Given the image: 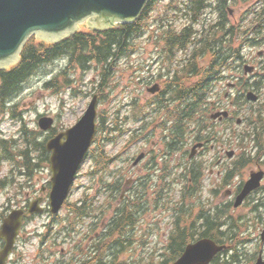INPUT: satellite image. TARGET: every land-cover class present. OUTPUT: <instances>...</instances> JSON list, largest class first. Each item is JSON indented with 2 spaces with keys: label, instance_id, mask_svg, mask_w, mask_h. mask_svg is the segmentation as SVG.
Here are the masks:
<instances>
[{
  "label": "rangeland",
  "instance_id": "obj_1",
  "mask_svg": "<svg viewBox=\"0 0 264 264\" xmlns=\"http://www.w3.org/2000/svg\"><path fill=\"white\" fill-rule=\"evenodd\" d=\"M167 1L164 0L160 3L159 7L163 8L167 4ZM257 1L254 0V7L258 5ZM246 5L247 3L240 1L237 7L234 8L235 13H238L237 15L239 17L244 15ZM160 8L155 13L150 14L147 19L148 23L153 24V20L158 18ZM239 17H236V19ZM149 37L150 35L138 37L135 40V52L129 57L123 58L116 66L117 71L113 80L108 84L103 94H101L102 99L98 107L100 116L98 125L102 123L101 126L104 130H101L103 132L102 135L99 132L101 148L103 150L104 147L103 153L108 154L110 158V166L105 169L106 171L104 173L107 180H110L109 176L111 172H115L116 175L123 174L124 180H136L141 177L143 187H146L144 192L150 200L144 207L145 212L142 215V218L146 219H142L139 222L140 228L136 232V245L132 247L134 248L132 252L122 257L121 260L132 262L137 259L140 260L144 256L148 261L153 260L155 263H160V261L165 259L166 255L168 256L169 250L166 246L170 232L173 229L174 218L172 215L184 218L185 220L189 209L193 210V216L200 214L203 199L205 198L206 200L209 198L210 190L218 188V184L221 182L219 179L221 174H219L217 169H213V172L207 170L205 179L202 181L203 193H198L194 198L190 200L186 199V201L181 203L184 196L183 189H185V182L182 183V180H187V176L183 177L182 175L183 163L186 161L185 157L182 158V154H173L170 160V168L176 171L165 182L161 179L163 172L159 170H154L152 173L145 171L144 167L147 166L149 158H146L139 168L133 169L131 159L135 156L137 157L142 152L148 153L150 151L155 152V157L156 152L160 153L157 150H162L164 145V141L161 138L162 131L158 127V123L161 121L159 119L154 121L148 115L150 111L153 114V104L150 106V109L147 108L148 110L144 107L150 103V99L152 98L147 94V87L149 86L147 82L152 76V71L154 73L158 72L157 75L161 73L162 75L160 76L164 79L167 74V71H164V69L167 67L177 68L183 58L182 55L178 54L172 56L171 61H168L162 69L160 63H156L157 59L154 60L150 56L155 51V48L152 47V43L149 45ZM258 51V49H248L246 53L251 52L252 56H256ZM64 67L65 65L61 61L41 67L37 74L23 85V90L16 97L15 101L4 105L3 109L0 108V136H3L5 140L15 138L21 145L23 135L20 133V130L23 124L13 118L12 111L14 110L16 114H22V118L29 128L28 130L35 133L41 131L38 126V121L41 117L54 118L55 128L58 132L66 131V129L73 127L79 121L85 113L88 104L91 102L93 95L97 93L95 86L99 81L100 68L93 67L88 72L79 68L68 69L66 77L70 82L66 86L64 83L66 77L63 75ZM140 67L144 69L138 75L141 77L140 80L145 81L141 85H138L134 82V75L136 74L135 71L139 70ZM57 76L60 77L58 78L60 84H58L57 90H50L49 87H46V83ZM143 76H146V79ZM262 91H264V88ZM13 106H16V108L11 109ZM144 111L147 114L146 118L149 125L143 130V140H139L138 137H132L129 131L142 126V123H138L136 120ZM115 121L119 123L120 127L126 133L117 132L110 134L108 129L113 127ZM152 123L158 125L153 127ZM41 133L43 134V139H45L47 134ZM106 138H108L107 141H105ZM246 144H248L250 154L254 156L256 152V149L255 151L252 149L254 143L248 141ZM238 153L241 155L242 151L239 150ZM205 155L206 165L214 163L216 152L210 151ZM92 166L93 163L89 160L82 168L74 187L73 196L68 205H71V203L76 204L78 203L76 201L88 195L90 198H97L98 201H96L95 205L99 208V211L109 208L107 215L111 216L117 206L114 204L109 207L108 200L111 199H109L108 195L110 193H104L98 196V189L100 187L96 185H100L101 182L100 178L94 181L90 175ZM251 168L247 166L240 172L244 180L250 178ZM149 175L151 177L146 182L145 178ZM51 178L52 174L49 165H44L42 171H38L33 178L29 179L28 177H21L18 162L12 161L4 165L2 164L0 168V180L5 181L6 188L0 190V228L4 216H7L12 210L21 209L23 206L27 207L31 201L36 200L40 196L42 188L50 184ZM163 180L165 179L163 178ZM164 187L166 188L163 191L165 200L161 201L159 206H157L155 204L156 196ZM225 191L226 189H222L220 192L222 194ZM48 194H45V198L48 197ZM213 198L216 199L215 197ZM209 200L211 199L209 198ZM220 200L221 196L219 200H213L210 205L213 207L224 202V200ZM68 205L64 207L59 216H56L59 218H54L50 212H47L42 216L32 217L28 220L25 227L26 231L24 230L26 234L24 236V244L20 245L18 249L19 255L15 258L16 261L14 264H33L35 262L47 264L57 262L53 259L50 260V255L45 254L41 245L44 240V237H41V235L47 232L45 227L48 229V226H54L55 224L57 230L63 231L66 234H68V230L73 231L72 235L64 236L60 244L57 245L58 249L52 250L55 253L61 251V256L65 254V261L70 259V254L74 252L73 249L85 233L91 236L87 238L88 244L84 243L83 245L85 247L89 246L90 239L96 235L95 229L94 232L91 229L88 230L87 227L90 223H83V227L78 228L79 230L77 229V231L75 229L73 230V228H67L66 226L68 224L64 219H66L70 211ZM46 206L48 207V204ZM241 215L245 221L243 226L245 245L242 249L244 255L242 263L240 264H254L258 258L253 262L252 256L255 255L253 253L255 251L254 242L262 233L259 231L262 220L260 218H252L253 215L249 208H244L235 218H239ZM100 231L101 229H98V232ZM49 244L52 245L51 243ZM43 256L48 257L49 260L44 262Z\"/></svg>",
  "mask_w": 264,
  "mask_h": 264
},
{
  "label": "trees",
  "instance_id": "obj_2",
  "mask_svg": "<svg viewBox=\"0 0 264 264\" xmlns=\"http://www.w3.org/2000/svg\"><path fill=\"white\" fill-rule=\"evenodd\" d=\"M220 1L223 5L222 19H224V6L227 3V0ZM203 2L204 1L198 0L191 3V8L195 14L202 9ZM148 11L149 10H146V13L141 18L139 23L120 26L104 33L79 32L64 42L56 45L31 42V44L25 48L22 54V61L17 67L8 71H0V104L6 103L8 99L14 98L17 94H19V91H21L23 85L28 81V79H30L40 67L52 63L59 57H69L70 61H72L74 65H78L83 69H90L91 65L100 67L102 69L103 76L100 88L103 89L106 86L105 84L107 83V80L115 71L114 66L116 62L120 58L131 53L133 46L132 40L135 35L140 34L141 30L146 27L143 24ZM260 31L261 29L259 28V31L256 33L259 34ZM241 33L238 34L239 39L241 37ZM192 38L193 36L191 30H186L185 34L182 32L180 34L173 35L172 46L178 45L175 46L177 48L186 47L191 43ZM206 38L207 43H203L202 46L215 53V59L216 62H218L217 66L219 68H223L229 55L223 56L222 52L226 50L225 45L228 43L229 48H227V51L229 54H232V51L229 50L232 45V41L228 40L227 42H224L223 38L217 37V34H211ZM247 41H249V37L247 38ZM197 43L200 45L201 42L197 40ZM237 55L238 57L241 55L239 48H237ZM194 57L195 56L192 58ZM191 59L188 62V73L186 79L188 81H192L193 78L199 77L203 72L205 78L203 81L189 86L186 91L182 92V102L186 107L183 109L179 108V112L182 117H173L177 123V128L178 126H182V124L186 125L188 122H192L201 112L203 105L206 104L210 95L209 83L211 82V76L217 73L215 66L203 68L204 71L197 70L199 66L196 62V57L193 60ZM57 83L58 81L55 80L47 86L55 87ZM170 88L173 90L172 95L176 96L181 93L179 88H184V86L176 78L171 82ZM25 130L26 129L24 128L23 132H25ZM172 134L177 142H181V129H179V132H172ZM27 136L28 139H24V147L18 144L15 140L9 142L0 139V167L5 161L18 162L20 173L23 176L25 175L30 178L37 173V170L42 168L43 164L48 162L49 154L46 151L45 142L41 140L39 134L31 132V134L27 133ZM0 184L3 186V182H0ZM119 187L120 186H117V188ZM140 208L141 201L138 196H136L129 202V204L124 205L123 208L119 209L115 217L110 218L108 233L106 238L102 239L101 244L105 243L107 240L108 248L111 253L125 246L124 241H126V243L132 241H129V237L138 220V218L135 217ZM85 211V207L79 209L80 214H84ZM182 219L184 218H178L176 230L170 238L168 244V256L166 255L165 259L159 264H172L182 255L185 247L189 243L205 237L216 241H218L217 239L220 237L222 242L231 244L234 249L233 255L230 256L228 255L229 251H225L224 255H227V260L224 256L223 258H217L213 264H235L238 262V248L236 243H234L235 236L227 237V234L231 231L223 232L225 229L224 227L227 225L226 222L223 221V218H217L215 221L212 218H206L207 224L205 226V230L203 232L199 231L200 233H196L198 227L195 225L196 223L191 224L189 227L186 226L182 228L180 226ZM185 223L188 222L185 221ZM125 237L126 239L124 240ZM127 246L128 244H126V247ZM112 256H114V258L111 260V264H118L119 259L116 258L118 257V254L114 252ZM125 264L129 263L126 262ZM136 264L158 263H155L153 260L148 261L145 258H142L140 261L136 262Z\"/></svg>",
  "mask_w": 264,
  "mask_h": 264
},
{
  "label": "water",
  "instance_id": "obj_3",
  "mask_svg": "<svg viewBox=\"0 0 264 264\" xmlns=\"http://www.w3.org/2000/svg\"><path fill=\"white\" fill-rule=\"evenodd\" d=\"M149 0H0V69L16 64L27 39L34 33L51 42L73 35L79 24L92 21L111 26L131 23L141 15ZM91 24V22H89ZM156 92V89L151 90ZM98 97L95 96L87 114L73 128L50 140L47 149L52 152L53 188L50 195L52 213L57 214L67 199L75 176L86 157L96 134ZM41 126L48 130L52 120L43 119ZM66 139V141H64ZM262 174L247 184L238 205L259 186ZM41 200L31 204L30 213H41ZM24 217L23 211H14L5 220L0 238L7 242L0 251V264H6ZM222 250L213 241L202 240L189 245L175 264H210Z\"/></svg>",
  "mask_w": 264,
  "mask_h": 264
},
{
  "label": "flooded vegetation",
  "instance_id": "obj_4",
  "mask_svg": "<svg viewBox=\"0 0 264 264\" xmlns=\"http://www.w3.org/2000/svg\"><path fill=\"white\" fill-rule=\"evenodd\" d=\"M262 75L264 76V71L262 72ZM239 79H240L241 87L243 88L240 91V94H243L245 89L250 88V87H252L253 89H256V86L261 83L259 78H255V77L247 78V79L240 77ZM237 108H238L237 102H235V103L231 102L230 106L228 107V109L230 110V115H231L230 118H232L233 120H234V118H237L239 114L242 115V112H238ZM226 121H231V120H226ZM235 157L236 156H234L233 159ZM233 159H231V160L233 161ZM222 163H223V157L221 156L218 160V164L222 165ZM233 164H235V163H233ZM254 164H255L256 169H252L253 168L252 167L250 174L253 173L254 171H258V170L264 171V150L258 154L257 160L254 161ZM219 174H220V172H219ZM242 186H243V181H241L239 178H237L233 181H231V179H230L228 181V186H227V188L229 190L227 192V194L229 195V197L231 199L234 198L237 195V193L242 189ZM203 200H205V198ZM247 204L252 205L251 208H252V211L254 212V214L256 215V218H264V180L262 181L261 187L252 194L250 199H248ZM94 218H101V217L95 216ZM103 218H106V217H103ZM29 219L30 218H26L24 221V226H23L22 231H21V236L17 242V246H16V249L14 251L15 253L11 257L8 264H14L16 261L15 258L19 255L18 249L20 248V245L24 244V236H26L25 227H26V224H27ZM82 224L83 223H80L77 225L76 231L78 228L83 227ZM92 224H94V226H95L96 235L90 239V244H92L94 241L99 240L100 232H98V229L103 228L105 225V222L103 221L100 224L98 222V219H97ZM262 224L264 225V223H262ZM45 228L47 229V227H45ZM47 230H48V233L46 235H41V237H44V240L41 243L42 250H44L46 255H50V260L53 259V260L57 261L54 263H47V264H109V253H108V249L106 248V246L103 248H99V247L93 248L90 246L85 247L86 252L88 253L87 255H85V257L89 258V262H81V263L65 262V260H66L65 254L63 255V258H62L61 257V254H62L61 251H59L58 253H55L52 251L54 249H58L57 245H59L61 240L63 239L62 231L57 230L56 224L54 226L53 225L48 226ZM64 234H66V233H64ZM72 234H73V232L70 235H72ZM49 243H51L52 245H50ZM84 243L86 244V243H88V241L82 236L79 244L83 245ZM93 254H94V257H93ZM69 258H68L69 260L72 259V254H70ZM47 260H49L48 257L43 256V261L46 262ZM33 264H39V263L35 262Z\"/></svg>",
  "mask_w": 264,
  "mask_h": 264
}]
</instances>
